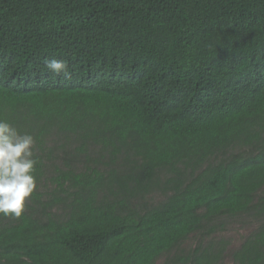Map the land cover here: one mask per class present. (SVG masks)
<instances>
[{
  "label": "trees",
  "instance_id": "trees-1",
  "mask_svg": "<svg viewBox=\"0 0 264 264\" xmlns=\"http://www.w3.org/2000/svg\"><path fill=\"white\" fill-rule=\"evenodd\" d=\"M0 118L38 161L0 264H218L240 217L264 264V0H0Z\"/></svg>",
  "mask_w": 264,
  "mask_h": 264
},
{
  "label": "clouds",
  "instance_id": "clouds-1",
  "mask_svg": "<svg viewBox=\"0 0 264 264\" xmlns=\"http://www.w3.org/2000/svg\"><path fill=\"white\" fill-rule=\"evenodd\" d=\"M48 73L70 80L67 62L45 58ZM35 139L30 133L19 131L12 123L0 118V215L19 218L25 211L26 201L37 188L34 175Z\"/></svg>",
  "mask_w": 264,
  "mask_h": 264
},
{
  "label": "rangeland",
  "instance_id": "rangeland-1",
  "mask_svg": "<svg viewBox=\"0 0 264 264\" xmlns=\"http://www.w3.org/2000/svg\"><path fill=\"white\" fill-rule=\"evenodd\" d=\"M157 198V197H156ZM257 223L251 221L247 217H240L239 219H233L226 223L225 228L222 231H218L210 235L204 240L207 242L211 240L218 242L222 240L225 244L224 254L220 263L218 264H235L231 259V252L238 248L245 238L256 228ZM197 243V236L190 235L183 243V248H193ZM164 258L160 257L156 260L155 264H162Z\"/></svg>",
  "mask_w": 264,
  "mask_h": 264
}]
</instances>
